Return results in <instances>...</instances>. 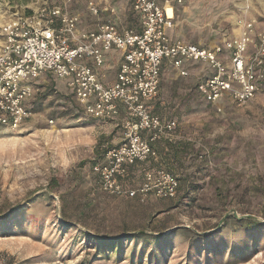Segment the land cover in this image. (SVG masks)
I'll use <instances>...</instances> for the list:
<instances>
[{
  "label": "rangeland",
  "instance_id": "rangeland-1",
  "mask_svg": "<svg viewBox=\"0 0 264 264\" xmlns=\"http://www.w3.org/2000/svg\"><path fill=\"white\" fill-rule=\"evenodd\" d=\"M12 1L30 13L47 1L64 5L84 28L97 22L87 0ZM96 1L123 13L121 27L131 25L132 0ZM175 8L170 34L191 43L230 35L240 19L264 30V0H182ZM32 83L34 116L16 131L0 127V264H264V87L243 108L217 112L195 77L163 70L153 112L174 118L182 137L175 157L153 147L180 185L164 200L100 191L92 166L117 143L118 122L88 117L60 80Z\"/></svg>",
  "mask_w": 264,
  "mask_h": 264
},
{
  "label": "built area",
  "instance_id": "built-area-1",
  "mask_svg": "<svg viewBox=\"0 0 264 264\" xmlns=\"http://www.w3.org/2000/svg\"><path fill=\"white\" fill-rule=\"evenodd\" d=\"M180 2L133 0L137 23L125 28L108 3L87 0L86 11L97 20L90 29L61 4L43 2L30 13L0 1V15L5 16L0 21V127L16 131L33 117L27 108L35 99L32 81L51 76L64 83L88 117L118 122L117 143L92 166L100 191L115 198H175L179 182L161 167L152 147L163 138L174 142L178 129L177 121L162 120L153 112L163 64L182 77L189 76L186 64L204 65L205 75L195 88L217 112L227 102L243 108L264 87V31L240 19L239 34L213 47L172 39L166 33L168 9ZM113 52L120 54L119 65L106 85L102 68ZM148 162L157 166L144 171L141 185L127 186L129 169Z\"/></svg>",
  "mask_w": 264,
  "mask_h": 264
},
{
  "label": "crops",
  "instance_id": "crops-1",
  "mask_svg": "<svg viewBox=\"0 0 264 264\" xmlns=\"http://www.w3.org/2000/svg\"><path fill=\"white\" fill-rule=\"evenodd\" d=\"M1 2H9L11 4H13V1L12 0H0ZM11 1V2H10ZM14 5V4H13ZM13 7H22V8H28L26 6H17L15 4V6ZM114 8V7H113ZM174 10L171 11V16H169L171 18V21H170V27L167 28L166 30V33L167 35L172 38V39H181L179 37H173L170 33H171V30L173 28V20H174V15H175V11H176V8L175 6H173ZM123 13H121L120 10L117 11V20H119V18H121V15ZM5 19V16L3 17L2 15H0V21L4 20ZM235 23V22H234ZM256 28L261 30V31H264L263 29H260L259 26L256 25ZM239 34V29L237 28V23H235V28L233 30V33H231L230 35H224V37H221L220 39L216 40V41H213V42H210L208 45H202V44H197V43H191V42H188L186 40H184L185 42L189 43V44H196V45H199L201 47H213L215 46L216 44L222 42L225 38H228V37H233V36H236ZM182 40V39H181ZM120 54L118 52H113V53H110V54H107V56L105 57L106 58V64L104 65V67L102 68V72L104 73V75H106V78L103 80V82L106 84V85H109L113 82L115 76H116V71H117V68H118V65H119V58ZM166 69H169V70H172L173 72H175L169 64H163V67H162V70H161V73L163 72V70H166ZM186 69L188 70L189 72V76L191 77H195V84L197 83V81L199 80V78H201L202 76L205 75V72L203 71L204 69V65H198V64H186ZM177 77L180 76L179 75V72H175ZM188 76V77H189ZM161 77H162V74H161ZM182 77V76H181ZM228 105H232L231 103H226ZM224 104V105H226ZM223 105V106H224ZM211 106V105H209ZM213 107V106H211ZM214 108V107H213ZM158 115V114H156ZM159 116V115H158ZM160 117V116H159ZM162 120L163 119H173L175 120L174 118H165V117H160ZM176 121V120H175ZM175 140L174 142H169L168 140H166L165 138L163 139H160L159 141L155 142L153 144V147L154 146H158V148H160L161 151H163L164 156H176V150H179L180 149V140L182 139L181 135H180V132H179V125H178V129L175 133ZM169 153V155L167 154ZM130 170V173H129V185L130 187H139V185H141V180H143V173L144 171L141 170V168H139V164L136 165V166H132V168L129 169ZM133 182H135V185L133 184ZM137 182V183H136Z\"/></svg>",
  "mask_w": 264,
  "mask_h": 264
},
{
  "label": "trees",
  "instance_id": "trees-1",
  "mask_svg": "<svg viewBox=\"0 0 264 264\" xmlns=\"http://www.w3.org/2000/svg\"><path fill=\"white\" fill-rule=\"evenodd\" d=\"M133 1V0H132ZM132 3V2H131ZM109 5H111V4H109ZM118 10V9H117ZM130 10H131V5H130ZM131 13H132V23H131V25L134 23H137V19H136V17H135V15L133 14V12H132V10H131ZM49 78L51 79V81L52 82H57L58 80H56L55 78H53V77H51V76H49ZM64 90H65V92H68L69 93V95H70V97L74 100V102L76 103V105L78 106V104H77V102H76V100H75V98H74V96H73V94H72V92H70L68 89H67V87H65V85H64ZM34 101L35 100H33L32 102H30L29 104H28V109L29 110H31L32 112H34V109H33V106H34ZM79 107V106H78ZM152 147H153V145H152ZM136 166V165H135ZM56 186V183L55 182H52V184L48 187L51 191H53V189H55L54 187ZM179 189H180V187H179ZM178 192H179V190H178ZM178 194V193H177ZM106 243H110V244H112L113 243V241H111V242H108V241H106Z\"/></svg>",
  "mask_w": 264,
  "mask_h": 264
},
{
  "label": "bare ground",
  "instance_id": "bare-ground-1",
  "mask_svg": "<svg viewBox=\"0 0 264 264\" xmlns=\"http://www.w3.org/2000/svg\"><path fill=\"white\" fill-rule=\"evenodd\" d=\"M168 15L171 16V11H170V9H168Z\"/></svg>",
  "mask_w": 264,
  "mask_h": 264
}]
</instances>
